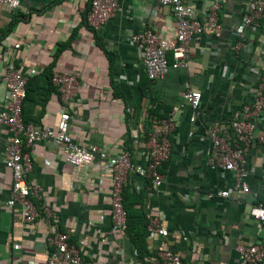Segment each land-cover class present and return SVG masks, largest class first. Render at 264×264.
Here are the masks:
<instances>
[{
  "label": "crops",
  "instance_id": "crops-1",
  "mask_svg": "<svg viewBox=\"0 0 264 264\" xmlns=\"http://www.w3.org/2000/svg\"><path fill=\"white\" fill-rule=\"evenodd\" d=\"M183 1L199 20L218 2L220 28L192 38L186 66L170 68L155 81H148L131 36L149 27L160 38L174 37L175 20L159 0H121L116 16L94 31L83 22L89 0H19L11 12L0 6V108L6 93L2 77L15 68L27 78L25 122L54 128L66 111L71 139L108 156L74 168L49 142L28 149L27 182L38 187L42 201L56 213L58 228L88 264H152L164 248L183 264H249L239 260L236 245L264 243V222L250 216L251 207L264 204V142L256 139L246 154L248 192L242 193L233 188L231 173L206 165L210 144L204 136L213 125L227 127L254 95L264 75V19L255 33L245 31L249 49L236 52L234 27L247 0ZM167 58L171 64V55ZM49 68L76 76L70 104L48 92L44 75ZM187 89L201 94L194 121L190 107L182 104ZM178 104L171 155L160 167L163 183L153 189L144 178L129 176L128 222L123 233H116L108 214L109 160L129 147L132 161L143 163L154 118L165 117ZM255 135L264 137V110ZM10 137L0 125V264H47L48 222L38 218L25 224L20 207L5 204L12 181L5 166ZM221 189H228L229 196L207 198ZM151 216L167 231L165 237L145 228Z\"/></svg>",
  "mask_w": 264,
  "mask_h": 264
},
{
  "label": "built area",
  "instance_id": "built-area-1",
  "mask_svg": "<svg viewBox=\"0 0 264 264\" xmlns=\"http://www.w3.org/2000/svg\"><path fill=\"white\" fill-rule=\"evenodd\" d=\"M121 0H91L86 15L87 24L98 29L116 16ZM163 7H168L175 20L173 38H160L152 29L144 27L131 36L132 45L141 53L142 63L147 79L158 80L168 73L170 68L185 67L188 57V45L192 38L201 33L214 34L220 28V4L213 2L203 11V19L199 20L193 6L183 0H159ZM0 6L11 12L19 6V0H0ZM264 19V0H247L239 23L234 27L237 38L234 50L249 49L245 31L255 33ZM173 62L169 64L167 55ZM6 86L3 106L0 108V125L11 132L6 147L5 166L11 172L10 195L6 206L20 207V217L25 224H31L40 218L48 222L47 244L49 253L47 264H88L75 245L70 243L68 234L61 231L56 223V213L42 201L37 186L27 182L25 175L31 170V149L39 142H49L61 148L64 160L74 168L90 165L94 159H108L107 154L95 145H81L71 139L68 134L69 115L60 113L55 127L34 126L26 124L22 119V104L26 99L27 78L13 68L2 77ZM51 82L56 88V95L64 104H70L76 95L77 78L73 74H64L52 70ZM201 94L187 89L182 94V104H187L191 111L190 120L196 118ZM182 105H173L164 118L153 120L147 133L145 159L143 163L132 161L130 151L123 150L118 156L109 160V206L108 214L112 229L123 233L126 226V210L123 205V188L129 176L135 174L144 178L149 188L158 189L163 183L160 167L171 155V136L175 129V114ZM264 110V75H261L251 99L245 101L239 113L230 118L227 127L213 125L204 131L209 141L206 165L211 168L227 171L233 177V188L242 193L248 192L246 178L249 167L246 154L256 141L264 142V137H256L257 118ZM226 198L228 189H221L207 194ZM33 199L37 200L35 204ZM250 216L257 222H264V204L258 203L250 209ZM147 230L150 233L166 236L167 231L159 225L158 219H148ZM239 260L249 264H264V243L251 242L238 244L235 247ZM5 264H12L7 262ZM152 264H183L180 256L169 248L158 251L157 261Z\"/></svg>",
  "mask_w": 264,
  "mask_h": 264
},
{
  "label": "trees",
  "instance_id": "trees-1",
  "mask_svg": "<svg viewBox=\"0 0 264 264\" xmlns=\"http://www.w3.org/2000/svg\"><path fill=\"white\" fill-rule=\"evenodd\" d=\"M90 1H91V0H89L88 6H87V8H86V10H85V12H84V15H83V22L85 23V25H86L87 27H89L91 30L94 31L95 29H93L92 27H90V26L87 24V21H86V15H87V11H88V9H89ZM167 57H168V55H167ZM262 75H263V74H262ZM51 76H52V68H49L48 70H46V73H45V75H44V77H45V81H46V83H47V90H48L49 93L51 92V93L56 94V88L54 87V85H53L52 82H51ZM148 81H151V80L148 79ZM258 82H259V80H258ZM258 82H257V84H258ZM257 84H256V86H257ZM26 94H27V96H26V99L24 100L23 104L25 103V101L27 100V97H28L27 84H26ZM23 104H22V119H23V122L27 124V122H25V120H24V118H23ZM161 118H164V117H157V118H154V119H155V120H158V119H161ZM145 137L147 138V134H146ZM128 148H129V147H127L126 150L129 151ZM127 184H128V182L126 183V185H127ZM126 185H125L124 188H123V205H124V209L126 210V216H127V218H126V225H127V222H128V214H127V209H126V207H125L126 199H127ZM147 223H148V220L146 219L145 228H147Z\"/></svg>",
  "mask_w": 264,
  "mask_h": 264
}]
</instances>
